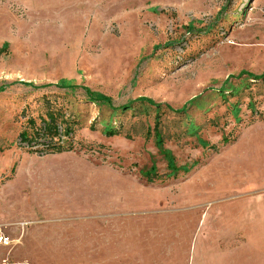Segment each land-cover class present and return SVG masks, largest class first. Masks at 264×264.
<instances>
[{
	"label": "rangeland",
	"instance_id": "1",
	"mask_svg": "<svg viewBox=\"0 0 264 264\" xmlns=\"http://www.w3.org/2000/svg\"><path fill=\"white\" fill-rule=\"evenodd\" d=\"M242 72L264 74V0H0V228L15 241L0 264H264V81L218 92ZM62 80L116 106L198 98L158 124L190 171L167 178L155 109L119 114L108 138L80 90L38 88ZM57 110L74 151L21 142Z\"/></svg>",
	"mask_w": 264,
	"mask_h": 264
},
{
	"label": "trees",
	"instance_id": "2",
	"mask_svg": "<svg viewBox=\"0 0 264 264\" xmlns=\"http://www.w3.org/2000/svg\"><path fill=\"white\" fill-rule=\"evenodd\" d=\"M187 32H194L195 26L193 23L188 25L187 27L183 28ZM171 47V45L165 47L168 48ZM8 48V44H5L3 47V51H6ZM159 50V48L155 49ZM243 76H246L248 80H254L255 82L264 81V74L260 76L251 75L247 72H242L237 77H230L229 80H227L223 87L218 91L219 94L226 98V91L230 90L233 92H238L240 87L238 89H235L230 85V80H237L242 79ZM21 84L25 87H31L34 89H43V88H49V87H56L57 89L61 90H67L71 92H76L80 90L83 93V96L87 100V102L91 105H94L102 111L105 109L108 111L109 116L106 119H99L96 120V124L98 123L99 127L102 129V133L104 136L108 138H113L116 136L121 135V130L114 124V118L117 117L119 114H124L128 111L134 110L136 105H140L144 109H155L157 115L156 119V125L154 128V134L157 142V147L159 149V152L163 155V157L167 161V168L169 171V174H167V178H172L178 175L179 172L188 173L190 169L188 167H181L178 168L176 166L175 158L173 157L172 153L165 149L164 147V141H163V135L161 130L159 129V120L161 117V110L166 109L170 113H173L175 115H181L185 116L186 119L189 118L188 112L189 109L197 103L198 98L190 101L186 105H184L180 109H174L168 105H162L158 104L152 99L141 97L139 99H136L134 101H128L124 105L116 106L114 100L112 97H109L105 94L94 92L86 87L76 86L72 81L62 80L57 85H45L42 87H36L33 83H24V82H15L13 85ZM230 85L229 87H226L227 85ZM7 89V87H1L0 93L4 92ZM238 107L234 108V112L236 115L239 113ZM75 118V117H74ZM76 121L73 119V116H69L66 118V115L62 112V110L57 111H48L47 113V119L42 121V124L40 126L36 125V122L34 120H30L29 125L31 127V133L29 130H25L20 135L21 142L23 144H26L29 148H34L36 146L42 145L45 146L47 150H52L54 153H62V152H70L74 151V145L70 140L75 135L76 129L74 128V124ZM159 124V125H158ZM189 132L196 134V128L193 123L189 125ZM91 130H95V127H91ZM197 140L201 147H207L209 144L205 141H203L201 138L197 136ZM144 177L147 179L149 183H153L155 179L160 178L158 174V169L155 165L152 166V168L144 172Z\"/></svg>",
	"mask_w": 264,
	"mask_h": 264
},
{
	"label": "built area",
	"instance_id": "3",
	"mask_svg": "<svg viewBox=\"0 0 264 264\" xmlns=\"http://www.w3.org/2000/svg\"><path fill=\"white\" fill-rule=\"evenodd\" d=\"M15 244V241L7 237L0 228V248H11Z\"/></svg>",
	"mask_w": 264,
	"mask_h": 264
}]
</instances>
